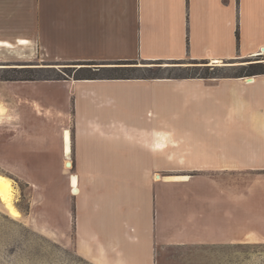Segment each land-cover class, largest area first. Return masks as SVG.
Masks as SVG:
<instances>
[{
	"label": "crops",
	"instance_id": "0c3cea01",
	"mask_svg": "<svg viewBox=\"0 0 264 264\" xmlns=\"http://www.w3.org/2000/svg\"><path fill=\"white\" fill-rule=\"evenodd\" d=\"M19 38L28 45L16 44ZM0 40L13 44L0 50L1 63L40 68L60 62L229 63L264 54V0H0ZM0 87L9 90L0 120L7 115L8 131H19L11 142L0 137V159L71 162L68 185L74 175L78 188L71 193L72 221L86 228L79 244L91 257L154 264V175L160 159L170 162L168 151H159L162 131L170 142H182L186 171L216 173L214 190L224 205V218L184 220L189 245L205 232L214 258H238L239 223L232 211L244 188L240 179L249 190L264 177V74L65 78ZM195 163L210 169L192 170Z\"/></svg>",
	"mask_w": 264,
	"mask_h": 264
},
{
	"label": "rangeland",
	"instance_id": "374dc122",
	"mask_svg": "<svg viewBox=\"0 0 264 264\" xmlns=\"http://www.w3.org/2000/svg\"><path fill=\"white\" fill-rule=\"evenodd\" d=\"M23 40L25 43L20 46H27L28 40ZM3 42L8 46L4 45L0 50L9 46L13 48L12 43L5 40ZM250 62L264 64V54L222 64L192 61L149 64L151 62L136 61L132 66H147L152 69L134 71V76H149L155 72L156 67H161L159 75L182 79L185 76L199 77L205 72L234 76L241 71L242 66ZM81 66L84 65L60 62L53 67H47L53 69L13 73L7 69L40 67L30 63L0 62V84L12 82L3 80L10 76L36 78L32 81L56 79L58 74L69 75L63 78H73L74 70ZM8 91L0 87L1 105H5L3 98L8 95ZM3 117L0 120V137L5 142H11L18 136L19 131H8L9 126L3 124L7 122V115ZM159 136L160 154L168 151L166 158L170 162L160 159L159 171L155 174L159 178L155 232L158 245L154 249V264H264V177L257 180L254 188L249 190L245 187L246 182L240 179V188H244L240 189L237 205L232 211L233 217L239 223L238 258H214L216 249L214 245L206 244L203 240L205 232L201 237L196 235L192 239L193 243L189 245V236H184L183 222L189 217L212 221L225 217V211L221 210L224 205H221V199H218L214 190L216 173L186 171L190 162L184 157L182 142H170L166 132L160 131ZM195 165L196 168L192 170L210 169V164ZM71 169L72 164L70 169H66L65 163L21 164L0 159V172L12 180L11 202L18 212L17 215H12L0 200V264H108L104 253L91 257L88 249L82 243L79 244L80 234H85L86 228L80 227L77 220L72 221V175L69 176V185L67 178ZM184 175L194 177L189 179L185 176V181L181 178L174 179ZM202 229L206 231V228ZM184 241L187 243L184 244ZM114 255H117V251Z\"/></svg>",
	"mask_w": 264,
	"mask_h": 264
},
{
	"label": "trees",
	"instance_id": "16d2710c",
	"mask_svg": "<svg viewBox=\"0 0 264 264\" xmlns=\"http://www.w3.org/2000/svg\"><path fill=\"white\" fill-rule=\"evenodd\" d=\"M136 61H113V62H75L76 64L84 65L81 66L74 71L73 79L75 80H94V79H178V77L174 76H161L159 75V70L161 67H156L157 69L155 72H152L149 74V76H134V71L138 70H148L151 71V67L143 66V67H137L132 66ZM164 62H151L149 64H163ZM93 65L94 67L88 66ZM30 69V70H28ZM33 69H39V70H47V69H53V68H23V69H7L9 72H24L29 71ZM67 69V68H65ZM241 71L239 73H236L234 77H244V76H253V75H261L264 74V64L263 63H249L246 66H242ZM65 72V70H64ZM65 76V75H64ZM64 76L58 74L56 76V79H65ZM69 76V75H66ZM65 76V77H66ZM216 77H225V76H219L215 75L211 72H205L204 75L199 76V78H216ZM183 78H198L196 76H185L181 77ZM36 78L33 77H17V76H10L7 78H3L5 81H32Z\"/></svg>",
	"mask_w": 264,
	"mask_h": 264
},
{
	"label": "bare ground",
	"instance_id": "6f19581e",
	"mask_svg": "<svg viewBox=\"0 0 264 264\" xmlns=\"http://www.w3.org/2000/svg\"><path fill=\"white\" fill-rule=\"evenodd\" d=\"M16 42L18 45H21L25 43V40L19 39ZM4 45L8 46L6 42L0 41V47ZM63 138L65 141V153L68 155L70 150H69V131L67 129L63 131ZM65 168L66 169L71 168L70 161L65 162ZM157 178H159V175H155L154 179L157 180ZM179 178L184 179L187 177L185 176L174 177V179H179ZM167 179H169V177ZM11 191H12V180L0 172V200L5 204L6 208L10 211L12 215H17L18 212L11 202ZM71 192L74 195L78 194L77 178L74 175L71 176Z\"/></svg>",
	"mask_w": 264,
	"mask_h": 264
}]
</instances>
